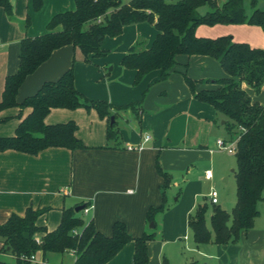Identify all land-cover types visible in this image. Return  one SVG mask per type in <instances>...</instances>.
<instances>
[{
    "label": "crops",
    "instance_id": "obj_1",
    "mask_svg": "<svg viewBox=\"0 0 264 264\" xmlns=\"http://www.w3.org/2000/svg\"><path fill=\"white\" fill-rule=\"evenodd\" d=\"M9 2L11 16L0 6V100L6 76L18 69L20 40L43 34L55 13L74 9V0H44L37 12L32 10L31 0ZM27 16L29 23L24 28ZM232 29L245 32L246 39H239L230 31ZM156 34L153 24L147 22L126 25L119 35L105 38L102 45L105 55L91 57L89 61L78 48L62 46L53 50L48 59L24 79L16 94L18 103L34 94L43 82L56 80L72 67L74 86L87 98L105 100L113 106L142 99V113L138 118L130 109L112 108L118 134L116 138H108V119L101 118L94 108L50 109L44 122L73 121L77 126L75 135L84 147H48L36 154L0 150V224L13 213L23 215L28 207H48L37 218L36 225L51 231L59 224L64 208L83 203L92 205L86 215L92 219L95 229L105 235L111 234L116 220L123 221L134 237L154 228L155 238L147 245L148 264H167V242L178 245L183 239L184 245L187 244L188 215L198 204L200 183L215 177V154L223 151L216 147V140L230 142L231 139L221 134L220 126L226 121L218 124L217 111L192 95L182 72L186 71L190 78L198 81L197 91L215 88L213 80L227 74L218 60L209 55L181 54L176 56V65L165 80L159 81L160 70L153 69L135 82V71L123 67L121 58L138 43L144 49L150 47ZM195 34L207 38L232 34L233 41L264 48V33L257 25H199ZM208 79L211 81L206 83ZM242 88L252 101L264 105V85L258 93L244 82ZM30 110L20 105L2 109L0 137L14 135L17 125ZM145 134L150 135L146 142L143 141ZM139 145L141 149L135 148ZM157 166L168 174L166 188L162 187L164 180ZM226 168L220 164L218 170L224 172ZM208 169L212 171L210 179L205 178ZM163 192L167 209L157 213L155 225L148 228L146 212L161 204ZM255 219L253 227L242 233L235 243L196 244L193 240V245L188 247L190 254L181 258L182 264L191 261L264 264V227L257 226ZM41 235L38 232L36 238ZM3 247L0 238V259L14 260L8 253L9 248L4 252ZM65 253H69L73 264V251L43 254L38 250L34 261L49 264L51 259L50 264H64L61 257ZM133 253L134 242L129 241L103 264H132Z\"/></svg>",
    "mask_w": 264,
    "mask_h": 264
},
{
    "label": "trees",
    "instance_id": "obj_2",
    "mask_svg": "<svg viewBox=\"0 0 264 264\" xmlns=\"http://www.w3.org/2000/svg\"><path fill=\"white\" fill-rule=\"evenodd\" d=\"M44 0H31L32 10L37 12ZM74 0V9L55 13L46 24V31L35 37L25 36L20 40L19 65L14 74L8 75L0 100V111L20 105L30 107V112L17 125L12 136L0 137V150L14 149L36 154L48 147L81 148L84 144L75 135L76 124H46L44 117L52 108H94L101 118L108 119L107 137L116 138L118 130L110 116L115 110L130 109L139 118L142 99L120 106L105 100H92L74 86L73 68L66 69L56 80L45 81L32 95L22 102L16 101L17 91L24 79L44 62L53 50L65 45L78 48L84 59L106 54L102 45L106 37L119 35L126 25L147 22L153 24L157 34L150 47L144 49L136 44L128 49L120 64L135 71V82L153 69L160 70L159 81L165 80L176 65L177 55H209L218 60L227 74L213 80L215 88L197 91L198 81L182 72L192 95L199 101L210 104L223 114L225 127L235 139L236 199L230 211L211 204L210 226L206 223V202L197 204L188 215V228L196 244L213 242L228 244L239 241L241 234L253 227L258 216V201L264 199V105L252 101L242 88V82L259 92L264 85V49L236 42L230 35L215 38L196 36L199 25L250 24L259 26L264 33V9L257 7L258 0ZM207 4L206 13L197 9ZM7 15L11 16L9 0H0ZM29 17L24 20L26 28ZM211 80H205L209 83ZM1 120V119H0ZM139 121V119H138ZM157 172L169 184L167 172L157 166ZM157 207L146 212L148 223H154L155 215L167 209L165 194ZM83 208L88 204H79ZM76 207V206H75ZM64 208L59 224L54 230L37 226V218L49 208L28 207L23 215L11 214L0 224L2 251L14 256V260L0 259V264H30L21 255L30 256L40 250L64 253L73 251V264H103L110 260L127 242H134L132 264H148V242L155 238L154 228L140 236H132L123 221L112 224L111 234L105 235L95 229L92 219L84 220L83 208ZM77 231V233H74ZM42 235L36 239V234ZM187 264H199L191 261Z\"/></svg>",
    "mask_w": 264,
    "mask_h": 264
},
{
    "label": "rangeland",
    "instance_id": "obj_3",
    "mask_svg": "<svg viewBox=\"0 0 264 264\" xmlns=\"http://www.w3.org/2000/svg\"><path fill=\"white\" fill-rule=\"evenodd\" d=\"M122 1L126 2L128 0H122ZM166 1L175 2L178 0H166ZM219 1H224V0H219ZM245 5H246V11L249 12L250 8L248 5V0H246ZM257 7L264 9V0H258ZM209 9L210 8L208 7V5L204 4L200 6L197 9V11L199 14H204ZM202 25H206V24H202ZM207 26H210V25H207ZM230 31L232 33H236L237 37H239V39L241 40L246 39L245 37H247V34L243 31H239L236 29H232ZM230 35L232 36V34ZM221 121H227V118L220 112H217L218 124H220ZM220 127H221L220 129H221L222 137L226 139H231L232 134L229 130H227L225 125L220 126ZM215 156H216V159L213 165L215 169V177L209 181L207 180L201 181L200 183V193L201 194L197 196L198 204H202L206 202V204L208 205V209L206 211V223L208 226H210L209 220H210V213H211V207H212L207 197V194L209 193L210 190L214 189L217 191L218 200H219L217 205H219L221 208L225 209L226 211L231 210L232 206L235 203V199H236V193H235L236 192V182H235V176L233 172V170H235V167H236V159H235L234 153H228L226 150H223V151L216 152ZM220 164H224L227 167L224 172L218 170V167ZM262 195L264 197V190H263ZM257 208L259 210V215L255 219L256 225L260 227H264V199L258 201ZM80 215L84 218V220H89V216H87L86 214L80 212ZM149 224H148V228H149ZM181 241L182 243H179L178 245L171 243V242H167V246H166V254L168 255L167 264H182L181 258H183V256H188L190 254L188 247H189V244L193 245V238L191 235V231L187 232V241H186L187 244L184 245L183 239ZM58 256H61V255H58ZM61 259L64 264H71L72 258L70 257L69 253L63 254ZM38 261L31 262L30 264H42L40 261L39 262ZM48 261H49L48 262L49 264L52 263L51 259H49Z\"/></svg>",
    "mask_w": 264,
    "mask_h": 264
},
{
    "label": "built area",
    "instance_id": "obj_4",
    "mask_svg": "<svg viewBox=\"0 0 264 264\" xmlns=\"http://www.w3.org/2000/svg\"><path fill=\"white\" fill-rule=\"evenodd\" d=\"M149 139H150V135L145 134V136L143 137V141L146 142ZM216 147L220 150H226L228 153H234V151H235V139L231 140L228 143L226 141H224L223 139H217L216 140ZM129 148L131 149L132 147L129 146ZM135 148L141 149L142 145H139ZM211 177H212L211 169L206 170L205 171V178L210 179ZM207 197H208L210 204H218V193L216 190H214V189L210 190L209 193L207 194ZM91 208H92L91 204L86 205L83 208V213L87 214ZM74 233H77V231H74ZM36 240L39 241L38 238ZM20 258L23 260H28V261H34L36 259L35 253L31 254L30 256L21 255Z\"/></svg>",
    "mask_w": 264,
    "mask_h": 264
},
{
    "label": "water",
    "instance_id": "obj_5",
    "mask_svg": "<svg viewBox=\"0 0 264 264\" xmlns=\"http://www.w3.org/2000/svg\"><path fill=\"white\" fill-rule=\"evenodd\" d=\"M114 121V116H111L110 117V123H112ZM234 176L236 177V174L234 173ZM83 208V206L82 205H79V206H76L74 209H75V211H79V210H81ZM149 226L150 227H153L154 226V224L151 222L150 224H149ZM7 249H8V247H7Z\"/></svg>",
    "mask_w": 264,
    "mask_h": 264
}]
</instances>
